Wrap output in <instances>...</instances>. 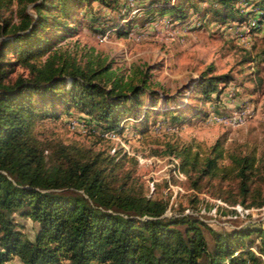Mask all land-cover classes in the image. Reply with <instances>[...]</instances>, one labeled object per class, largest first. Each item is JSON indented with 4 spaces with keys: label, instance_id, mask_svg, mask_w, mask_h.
Masks as SVG:
<instances>
[{
    "label": "trees",
    "instance_id": "trees-1",
    "mask_svg": "<svg viewBox=\"0 0 264 264\" xmlns=\"http://www.w3.org/2000/svg\"><path fill=\"white\" fill-rule=\"evenodd\" d=\"M113 1L0 0V264L15 256L20 264H62L63 260L69 264H264L261 228L217 232L188 214L167 216L166 202L130 188L128 175L122 180L117 176V162L100 153L75 156L63 147L47 165L28 140L35 115L57 117V105L63 110L75 107L102 129L116 130L127 115L141 113L147 94L154 101L159 98L147 80L149 68L138 70L135 78L124 79L99 58L81 64L66 50L54 46L63 38V32L74 28L66 17L76 8L94 2L110 5ZM135 1L141 3L139 11H144L147 21L160 17L180 22L200 7L203 17L209 16L212 22L241 20L239 5L251 3ZM262 2L253 4L256 24L264 22ZM14 3L18 23L2 17V12L11 11ZM10 54L28 69L27 77L6 81L8 68L14 63ZM211 73V67L200 73L191 92L193 97L208 99L219 93L220 84L231 80L227 73ZM148 113L144 111L142 122ZM165 154L178 159L179 171L193 188H199L204 178L225 179L230 174L242 197L238 204L243 205L250 194L256 161L251 152L225 150L217 139L204 155L192 144L184 143H166ZM225 157L229 164L221 166L219 161ZM263 205L264 199L256 198L250 204ZM14 213L37 223L32 238L18 230ZM204 228L212 237L210 247ZM254 233H258L260 245L250 239Z\"/></svg>",
    "mask_w": 264,
    "mask_h": 264
},
{
    "label": "rangeland",
    "instance_id": "rangeland-1",
    "mask_svg": "<svg viewBox=\"0 0 264 264\" xmlns=\"http://www.w3.org/2000/svg\"><path fill=\"white\" fill-rule=\"evenodd\" d=\"M250 2L239 5L241 20L212 22L209 16L203 17L200 7L183 22L171 21L169 28L162 26L167 18L147 21L144 11H139L141 3L135 0H115L110 5L94 2L76 8L71 17H66L74 28L63 32L54 46L66 50L81 64L99 58L124 79L135 78L138 70L149 68L147 80L160 96L154 101L147 94L141 113L127 115L116 130L102 129L75 107L63 110L57 105V117L35 115L28 140L47 165L63 147L75 156L100 153L117 162V176L122 180L128 175L130 188L166 202L167 216L188 214L217 232L241 227L264 230V205L250 206L253 198L264 199V22L256 24L254 17L253 4L261 0ZM16 9L14 3L2 17L18 23ZM27 10L32 13L29 7ZM257 25L259 29L254 28ZM9 58L14 63L8 68L6 81L27 77L28 69L16 62V55ZM208 67L211 74L227 73L231 80L220 84L219 93L208 99L193 97V87ZM46 108L51 110L48 104ZM144 111L149 113L142 122ZM217 139L225 150L255 156L250 194L243 205L238 204L242 197L233 175L204 178L199 188H193L179 171L178 159L165 154L166 143H184L204 155ZM219 164L227 166L228 158ZM12 216L23 236L32 238L37 223L18 213ZM203 232L210 247L211 234L206 228ZM250 239L260 245L258 233ZM251 249L255 251V247ZM6 264L20 261L15 256ZM62 264L69 263L63 260Z\"/></svg>",
    "mask_w": 264,
    "mask_h": 264
},
{
    "label": "built area",
    "instance_id": "built-area-1",
    "mask_svg": "<svg viewBox=\"0 0 264 264\" xmlns=\"http://www.w3.org/2000/svg\"><path fill=\"white\" fill-rule=\"evenodd\" d=\"M170 25H171V21L168 18L165 19L163 24H162V26L165 27V28H169ZM157 26H158V24H155V27H157ZM103 135H106V137H107L108 134H103ZM236 210L240 211V208L237 207Z\"/></svg>",
    "mask_w": 264,
    "mask_h": 264
}]
</instances>
